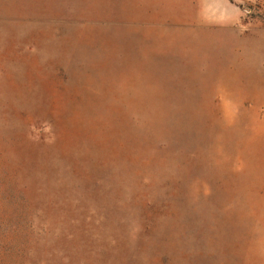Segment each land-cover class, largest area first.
<instances>
[{"label": "rangeland", "instance_id": "rangeland-1", "mask_svg": "<svg viewBox=\"0 0 264 264\" xmlns=\"http://www.w3.org/2000/svg\"><path fill=\"white\" fill-rule=\"evenodd\" d=\"M175 1L0 0V264H264V0Z\"/></svg>", "mask_w": 264, "mask_h": 264}, {"label": "crops", "instance_id": "crops-1", "mask_svg": "<svg viewBox=\"0 0 264 264\" xmlns=\"http://www.w3.org/2000/svg\"><path fill=\"white\" fill-rule=\"evenodd\" d=\"M144 1V0H143ZM147 1V0H146ZM166 2H163V5L161 6V8H149V9H146V17L148 20H151L153 22H156L158 21L159 19H167L168 17V14L169 12L171 11V8L173 7L172 5V2L173 3H176L177 1L175 0H164ZM182 2L186 3V4H189L188 1L189 0H181ZM209 1V0H208ZM220 2V1H218ZM224 2V4H230L226 1H222V3ZM231 7H233V12H231V15L233 17H237V18H240L242 19L243 17V12L241 10H238L237 6L236 5H232L230 4ZM201 8H205L206 10L203 11ZM195 11L194 10H191V6L189 8V11H190V14H187V18L188 19H195L197 17V14L200 16V17H205V18H213L217 13H214L215 12V5H211V3H204L203 6L200 5L199 8L198 7H194ZM207 9H209L207 11ZM201 10H202V13H201ZM194 13V14H193ZM219 13V12H218ZM219 16L221 14H218ZM181 18V17H179ZM205 35H203V40L205 39ZM226 52V51H224ZM259 51L257 50H251L250 51V55L253 57H256V55H258ZM250 64H254V65H258L257 64V58H255L252 62H249Z\"/></svg>", "mask_w": 264, "mask_h": 264}]
</instances>
